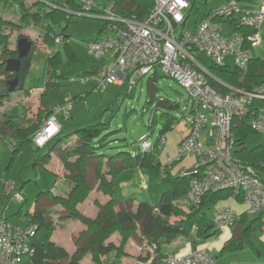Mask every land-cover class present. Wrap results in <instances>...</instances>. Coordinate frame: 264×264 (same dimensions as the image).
I'll use <instances>...</instances> for the list:
<instances>
[{"label": "trees", "instance_id": "trees-1", "mask_svg": "<svg viewBox=\"0 0 264 264\" xmlns=\"http://www.w3.org/2000/svg\"><path fill=\"white\" fill-rule=\"evenodd\" d=\"M25 1L0 0V8L13 6L20 19L19 22L15 21L17 24L7 20L3 15L4 9L3 12L0 10V107L10 92L8 81L16 75L15 72L6 70V61L12 58L11 56L18 57V50L9 47V35L4 30V26L12 24L21 26L22 21L26 22L29 19L36 24L44 23L43 26L46 28L44 30L45 45L57 43L56 37L63 35L65 37L63 42H66L70 57L77 58L76 52L68 42L66 26L63 28L61 24L63 21L70 22L73 16L78 17L69 11L83 10L85 0H34L31 5L26 4ZM240 1L251 3L256 0ZM110 4L121 16L141 20L152 11L155 0H110ZM97 5H101V3L97 2ZM92 11H96V9H92ZM197 11L198 8L192 0L189 16ZM207 15H204V18ZM225 21L231 22L238 33L246 37L256 32L254 28L239 25V20L236 18ZM105 23L106 25L101 29L104 32L108 27L106 20ZM185 26L186 22L183 24V28ZM246 45L249 46V42L246 41ZM60 53V51H54L47 55V58L45 57L46 73L50 70L53 77L58 76L53 64L59 61ZM192 54L200 59L199 53L194 49ZM204 65L216 77H209L210 83L218 88L222 94L233 93V89L224 83L235 88L246 89L257 88L264 84V57H251L244 69L227 64H217L213 61L209 65ZM158 75L159 71L156 70L149 78L147 103H151L154 109L158 107L164 109L177 108L178 105L169 98L157 96ZM49 83L52 87L57 84V81L50 79ZM50 87H47L45 92H39L41 106L38 108L37 117L26 120L25 124L10 119L5 126L0 128V139L12 137L13 140L17 141V147L15 146V149L11 147L10 153L0 158V163L5 168V174H9L12 161L17 155H15L16 151L25 146H32L33 135L40 129L45 118L54 111L55 105L48 97ZM82 98L77 97L75 100ZM263 104V99H255L249 105L248 112L236 115L233 127V156L244 165L246 170H251L264 181V142L253 148L246 146L249 132L254 131L250 128L248 120L253 111ZM167 114V112L163 114L167 119L163 121L161 136L175 124L174 119L167 117ZM112 116L111 113L96 124L77 128L72 132L75 135L72 143L60 145L61 159L66 172L64 185L56 191L40 190L38 192L35 210L29 213L27 217L28 224L36 226V235L31 242L33 250L25 258L26 264H82L88 255L92 256L93 264H122V255H125L124 247L128 239L137 232H140L146 239L147 245L153 249L154 254L152 255L150 251L146 250L144 254L138 255L134 262L128 264H163L162 260L170 256L163 251V247L178 237L190 235L194 226L199 237L208 238L215 234L217 229L214 225V219L208 216L207 210L215 206L220 199L234 195L237 199L243 200L242 196L235 195L233 190L224 189L206 193L202 202L198 205L190 204L189 210L180 206L177 201L186 198L190 181L194 176H197L195 165L189 170L174 173L172 165L183 157L166 164L162 168L164 163L158 161L156 150L152 148L149 151H142L139 143L137 150L135 148L125 149L122 146L124 149L119 150L116 154L106 153L111 142L116 141V138L111 137V133H113L110 126ZM8 129L11 130L10 135H8ZM152 132L153 130L150 129L148 134L151 136ZM58 135L51 139L54 146L50 150L59 141L61 136ZM158 144L159 141L155 145ZM103 158H107L110 163L109 167L104 168ZM92 159H96L94 169L97 188L110 196L106 202L96 203L98 213L95 217L84 214L78 208V205L84 202L92 191V183L88 179V169ZM138 168L147 172L151 177L150 187L158 193L154 203L145 200L134 203L132 197L119 200L114 195L116 177L123 171ZM159 170L163 175L160 176ZM43 196L58 205L60 209L56 208L54 211L66 213L64 219L79 220L86 226V229L77 238L76 249L73 253H69L65 247L52 240L55 221L52 219L51 210L40 203L39 199ZM6 199L7 196H4L2 201L4 202ZM47 214L49 215L47 216ZM246 214L245 211L242 216H247ZM173 217L181 218L172 220ZM263 218L264 211H261L259 217L249 221L245 226L244 233L247 234L254 225L260 226L259 222ZM262 224H264V220ZM115 233H119L122 237L119 246L110 241ZM103 256H112V260L105 262L102 260Z\"/></svg>", "mask_w": 264, "mask_h": 264}, {"label": "built area", "instance_id": "built-area-1", "mask_svg": "<svg viewBox=\"0 0 264 264\" xmlns=\"http://www.w3.org/2000/svg\"><path fill=\"white\" fill-rule=\"evenodd\" d=\"M239 3L240 0H224L198 23L195 32L184 29L178 32L187 20L185 11L192 7V0H155L152 11L141 20L123 17L111 4L97 5L95 0H85L83 10L69 13L101 17L108 22L109 33L89 42L90 53L96 57L110 55L115 59L112 68L106 64L89 75L97 82L98 88L127 83L132 90L139 79L156 70L185 87L192 99V109L184 120L188 129L180 141L178 155L169 159L162 168L186 155L196 157L197 176L190 181L186 194L188 202L198 205L208 192L231 189L235 195L242 196L251 212H261L264 211V181L251 170H246L233 156V127L236 115L248 112L253 100H264V84L246 89L224 83L233 89V93L222 94L209 81V77H216L201 59L192 54L193 49L197 53H206L217 64H225L224 58L232 55L235 66L247 67L252 57V46L262 42L260 27L264 23V0L256 9L244 10L238 18L239 25L254 28L256 32L247 37L240 33L222 34V21L235 18L240 10ZM64 40L63 35L56 37L57 43ZM72 105L73 100L54 108L53 114L35 134L37 147L45 146L60 133L61 123L57 114L69 118ZM248 122L252 130L264 133V104L253 111ZM159 141L162 146L165 136L160 135ZM139 145L142 151H149L154 146L149 134L140 137ZM4 195L9 201L23 203L26 200L13 179L6 180ZM235 221L234 210L228 208L217 213L214 225L220 229L231 226ZM35 235V225L21 227L9 222L4 215V203L0 200V264H26L25 258L33 250L31 242ZM162 262L219 264L204 247H196L186 254L167 256Z\"/></svg>", "mask_w": 264, "mask_h": 264}, {"label": "rangeland", "instance_id": "rangeland-1", "mask_svg": "<svg viewBox=\"0 0 264 264\" xmlns=\"http://www.w3.org/2000/svg\"><path fill=\"white\" fill-rule=\"evenodd\" d=\"M96 1L102 5L110 4V0ZM220 1L221 0H194L198 11L187 18L185 28L182 27L178 32L184 30L195 32V24L197 21H199L205 13H208L209 11L212 12L218 6ZM25 2L26 4L31 5L34 0H26ZM243 4L244 1H240L239 5L242 6ZM0 10H2L4 17L7 20L19 22L20 19L18 13L13 6H6L5 8L1 7ZM188 12L189 9H186V15H188ZM21 23V26H16L15 24L4 26V30L9 35V47L12 49L16 48L17 50L18 40L21 37L26 36L33 42V49L30 51L28 57L22 59L21 68L17 73L19 78L18 84L13 91L9 92L4 103L0 107V128L5 126L10 119L25 124L27 122L26 120L37 117L36 114L41 104L38 92H45L46 88L50 87L49 80L52 79L57 81V84L50 87L51 89L48 92L49 99L58 106L66 105L73 100V105L71 107L72 116L64 119L62 115H60V120L64 126L63 139H67V134L75 131L77 128L93 123L96 124L112 113L113 116L111 118L110 126L113 133H111V137L116 138V141L111 142V146L106 149V153L112 155L116 154L119 150L124 149L123 147H125V149L135 148L137 150L141 135L148 134L150 129L153 130L150 136L151 139L155 142L157 141L162 130L163 121L167 119L163 114L167 112V117L173 118L175 124L164 132L166 139L164 146L160 147L158 144L154 145V147L158 154V160L164 164L167 163L169 159H174L178 155L182 134L187 127L184 124V120L192 109V99L187 95L184 86L175 79L164 76L159 70V75L157 76V86L159 88L157 96L160 95L175 102L178 107L173 109H164L160 107L154 109V106L151 103H147L148 84L151 73H148L139 79L138 83L131 91L128 88L127 83H124L121 87H119L118 84H112L106 88H98L97 82L89 77V71L94 69L95 66H100L101 64L104 66V64L108 63L110 68L115 64V59L110 55L98 58L90 53L89 50L90 41L103 38L109 33L108 27L105 32L101 30L106 25L105 20L101 17L73 16L70 22H62L61 25L63 28L66 26V34L69 36V44L77 52V58L70 57L66 48V42H54L51 45H45L44 30L46 28L43 26L44 23L36 24L30 19L26 22L22 21ZM222 25V34H228L230 30L228 22L222 21ZM56 27L58 26L56 25ZM260 33L263 36L262 46L264 49V24L260 28ZM54 51H60L61 53L59 61L54 62L53 64L58 76L53 77L50 70L46 73L45 60L47 58L46 56L52 54ZM11 57L13 58L16 56ZM199 57L204 64L209 65L212 63L211 57L206 53H199ZM223 62L232 66L235 65V61L231 56L225 57ZM14 77L15 75L10 79H13ZM27 86L29 89H26ZM77 97L83 98L75 100ZM52 114L53 112L45 118L43 124ZM8 133V135L11 134L10 129H8ZM35 134L32 137V146H25L19 151H16L17 153H15V155H17L13 159L11 168L9 169L11 179L14 181L16 180L18 185L25 182L24 187L20 189V192L26 197V201L23 204L14 201L6 211V215L9 217L7 218L8 221L21 227L27 226L24 214H28L30 211L34 212L35 210L38 192L40 190L53 191V181L56 180L55 173L47 167L48 161L45 159V157L49 158L50 155H52V153L48 151L54 146V142H50L49 145L47 144L46 146H43V148L37 147L34 144ZM205 138L207 139V137ZM263 142L264 133L250 131L246 139V146L248 148H253ZM16 145L17 141L13 140L12 137H4L3 139H0V158L7 156L11 151L10 148L12 147L15 149L17 147ZM35 146L37 148H35ZM55 158L57 161L54 162L64 165L61 159L60 147H58L56 151ZM195 163V156L186 155L180 161L172 165V170L174 173H177V171L183 172L184 170L191 169ZM95 165L96 159H92L90 161L88 179L94 187L96 183ZM51 166L55 167L53 164H50V167ZM103 166L104 168L110 166L107 158H103ZM4 171V166L0 164V197L3 188L5 187V178L3 177ZM61 173L63 175L66 174V172L63 173V171H61ZM159 173L160 176L163 175L160 170ZM58 174L61 175L60 173ZM131 182L135 184L132 188H130ZM60 187L61 185L57 187V189L59 190ZM115 195L119 198L133 195L138 202L145 200L151 203H154L158 197V193L154 192L150 185L147 187L143 179H132V176L127 174H123L119 177ZM177 203L187 210L191 207L185 197L178 200ZM21 205L23 216L16 214ZM228 208H231L232 210L235 209L236 211L239 209L242 211L246 210L248 216L251 218L260 213L259 211L251 212L245 202H240L238 199H235L233 195L220 199L215 206L207 210V213L210 218H213L216 217L219 211L221 212ZM52 218L55 221L56 230L60 225L58 220H63L64 213H61V215H54ZM180 218L181 217H173L172 220ZM76 226L73 225L71 229L76 230L77 235L79 234V231H77ZM256 231L258 232V230ZM64 233L67 236V240L71 241L69 244L73 245V238L70 236L69 239L68 237L69 230ZM131 237L128 239L127 244L124 247L125 255H122V264H127L126 262L129 261V258L132 259L136 257L133 255L134 253H132V251L137 248V244L134 245L132 243L129 247ZM135 238L138 241L139 237L137 235ZM121 239L122 237L118 233L112 237L111 242L116 246H119ZM261 245H263V243H261ZM142 249V251L146 250V248ZM90 260L91 264H93L92 259H86V264H90ZM102 260L109 262L112 260V256H103Z\"/></svg>", "mask_w": 264, "mask_h": 264}, {"label": "crops", "instance_id": "crops-1", "mask_svg": "<svg viewBox=\"0 0 264 264\" xmlns=\"http://www.w3.org/2000/svg\"><path fill=\"white\" fill-rule=\"evenodd\" d=\"M223 2H224V0H221L218 5L222 4ZM260 2H261V0H256V1L251 2V3L244 2V4L242 6L239 5L240 10L236 14L235 18L238 19L242 15L244 10L256 9L259 6ZM209 13H210V11L208 13H205L204 15H207ZM204 15L202 16V18L200 20H203ZM188 17H189V12H188L187 18ZM197 22L199 23L200 21H197ZM198 23L195 24V27H197ZM186 24H187V20H186ZM228 25H229L230 30H229L228 34H225V35L238 33V31L235 29L234 25L231 24V22H228ZM262 25H261V27H262ZM261 37H263V36L261 35ZM68 38H69V36H68ZM262 45H263V40L259 45L252 46V48H251L252 57H264V55H263L264 49H263ZM74 51L76 52L75 49H74ZM76 54H77V52H76ZM228 56L233 57L232 55H228ZM233 59H234V57H233ZM106 64H108V63H106ZM106 64H104V65H106ZM227 65H230V64H227ZM101 67H103L102 64L100 66H95L94 69L89 71V75L95 74L97 69H99ZM116 84H118V86L121 87V85H123L124 83H116ZM26 89H29L28 86L26 87ZM38 94H39V92H38ZM54 105H55L54 108L58 107V105H56V104H54ZM40 106H41V104H40ZM106 110H108V109H106ZM60 115H62V114L61 113L57 114V118L59 119V121L61 123V131H60V134L58 136H61V137H60L59 141L57 142V144L55 145V147L52 150L49 149L48 152H51L52 155H50L49 158L45 157V159L48 161L47 167L52 172H54L56 175V180L53 181V184H54L53 185L54 187L52 188V189H54L53 191H56L57 187H59L60 185L61 186L64 185V181H65V175H63L61 173V171H63V173L65 172L64 165L54 162V161H57L55 158L57 148L60 147V145L63 146L66 144H71L72 140L75 138V135L72 134V132H70L67 135H69V134H71V135L67 136L68 137L67 139H63L64 138V134H63V132H64L63 127L64 126L60 120ZM71 116L72 115H71V111H70V117ZM62 117H63V115H62ZM64 119H66V118H64ZM187 129L188 128L186 127L185 130L183 131L182 137L187 132ZM159 140H160V136L158 137L157 141H159ZM51 141L52 140H50L47 144L49 145V143ZM157 141L156 142L153 141V145L157 144ZM164 144L162 146H160V145H158V146L163 147ZM35 148H37V147L35 146ZM153 148L155 149L154 146H153ZM10 150H11V148H10ZM50 164H53L55 167H53V166L50 167ZM58 173H60L61 175H59ZM88 174H89V169H88ZM123 174H127V175L132 176V179H140V178L143 179L145 181V184L147 187L150 185V182L152 181L150 175L147 172L138 168V169H134V170H126V171L121 172L115 179L116 185H117L119 177ZM3 177L5 178L4 179L5 182H6V180L11 179L10 172H9V174H5V171H4ZM15 182H16L19 190L24 187L25 182H22V184H20V185H18V182L16 180H15ZM126 184H129V183H126ZM130 185H131L130 188L135 186V184L133 182H131ZM97 186H98L97 183H95V187L92 185V191L90 192L88 198L84 202H82L78 205V208L84 214H86L88 216H92V217H95L98 213V208H97L96 203L97 202H101V203L106 202L110 197L109 195H106L102 191L98 190ZM115 192H116V188H115ZM114 195H115V193H114ZM4 196L5 195H4V188H3V192H2V195L0 197L1 201H2V198ZM115 197H116V195H115ZM128 197H132L134 199V203L138 202L137 199L133 195H127V196L122 197V198H119V197H116V198L119 200H123V199L128 198ZM234 198L237 199L235 196H234ZM39 200H40V203L42 205H46L47 208H49L51 210V212H52L51 216L52 217H54V215H61V211H58V212L54 211L56 208L60 209L58 207V205L52 203L47 197L43 196ZM239 201L243 202V200L242 201L239 200ZM3 203H4V214H5L6 218H9L6 215V211L8 210L10 205L12 203H14V201H9L6 199V201H4ZM116 209H117V207H116ZM245 211H242L240 209L236 211L234 209V212L236 214L235 223L232 224L231 226H225V227L220 228V229L216 228L217 231L211 237H208V238L199 237L196 234V232L192 230L190 235H188L186 237L185 236L178 237L172 243L165 245L163 247V251L168 255L186 254V253H189L190 251H192L193 249H195L196 247H204V248H207L210 251V253L217 258V260L219 261V264H264V224H262V221L264 220V218H263V220H261L259 222L260 226L254 225V227H252L249 230V232L247 234H245L244 228L249 223V221L260 216V213H259L258 215L251 218L250 216H248L247 211H246L247 216H242V213ZM238 212H241V213H238ZM29 213H31V211ZM29 213L24 214V216H25L24 219L26 220L27 225H28L27 217H28ZM16 214H18L19 216H23L22 205L20 206V208L18 209ZM48 215L49 214H47V216ZM65 215H66V213H64V216ZM214 218L215 217H213V219ZM62 219L63 220H58L59 221L58 223L60 225L57 227L56 230H54V232L52 234V240L55 241L57 244L65 247L69 253H73L76 249V237L77 238L79 237L80 233L86 229V226L79 220L64 219V218H62ZM73 225L74 226L77 225L76 227H77V231H79V234L76 235V230L71 229V227ZM68 230H69L68 237H69V239H70V236H71V238H73V241H72L73 245L69 244V243H71V241L67 240V236L64 233V232H67ZM256 230H258V232ZM115 234H118V233H115ZM136 235L139 237L138 241L135 238ZM112 237L110 238V241H111ZM132 243L134 245L137 244V248H135L134 251H132V253H134L133 255H135L136 257L140 254L145 253L146 250L150 251L152 253V255L154 254L153 249L147 245L146 239H144V237L141 235L140 232L135 233L131 237L129 247L131 246ZM261 243H263V245H261ZM142 248H146V250L142 251L143 250ZM136 257L132 258V259L129 258L128 259L129 261L126 263L128 264V263L134 262L136 260ZM86 259H92V256L88 255L82 261V264H86ZM90 264H91V260H90Z\"/></svg>", "mask_w": 264, "mask_h": 264}, {"label": "water", "instance_id": "water-1", "mask_svg": "<svg viewBox=\"0 0 264 264\" xmlns=\"http://www.w3.org/2000/svg\"><path fill=\"white\" fill-rule=\"evenodd\" d=\"M33 49V42L26 36L21 37L17 43L18 57L9 58L6 63V70L15 72L16 75L13 79L8 81L10 91H13L16 85L18 84V72L21 68L22 59L30 55V51ZM28 67V65H27Z\"/></svg>", "mask_w": 264, "mask_h": 264}]
</instances>
